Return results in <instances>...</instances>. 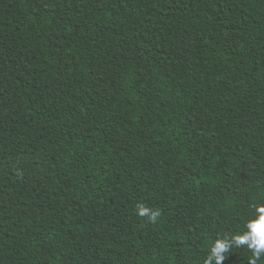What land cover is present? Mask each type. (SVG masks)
Listing matches in <instances>:
<instances>
[{
	"label": "trees",
	"instance_id": "16d2710c",
	"mask_svg": "<svg viewBox=\"0 0 264 264\" xmlns=\"http://www.w3.org/2000/svg\"><path fill=\"white\" fill-rule=\"evenodd\" d=\"M261 204L264 0H0V264H205Z\"/></svg>",
	"mask_w": 264,
	"mask_h": 264
},
{
	"label": "clouds",
	"instance_id": "9594fccd",
	"mask_svg": "<svg viewBox=\"0 0 264 264\" xmlns=\"http://www.w3.org/2000/svg\"><path fill=\"white\" fill-rule=\"evenodd\" d=\"M137 212L141 217L147 216L149 222L152 223H155L160 216L158 209L152 210L143 205H137ZM246 229L242 234L232 236L230 240L218 239L212 248V254L205 261V264H212L213 259H215V264H222L225 256L221 254L227 251L231 245L236 247L247 245L253 252V257L250 259L249 264H257V260L264 253V204L254 207V212L246 224Z\"/></svg>",
	"mask_w": 264,
	"mask_h": 264
}]
</instances>
